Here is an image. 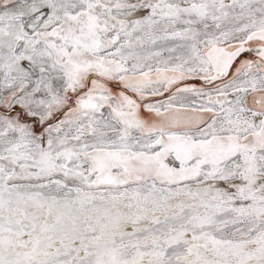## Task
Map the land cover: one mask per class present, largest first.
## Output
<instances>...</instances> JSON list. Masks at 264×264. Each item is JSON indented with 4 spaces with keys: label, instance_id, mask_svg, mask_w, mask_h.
<instances>
[{
    "label": "snow or ice",
    "instance_id": "obj_1",
    "mask_svg": "<svg viewBox=\"0 0 264 264\" xmlns=\"http://www.w3.org/2000/svg\"><path fill=\"white\" fill-rule=\"evenodd\" d=\"M0 264H264V0H0Z\"/></svg>",
    "mask_w": 264,
    "mask_h": 264
}]
</instances>
